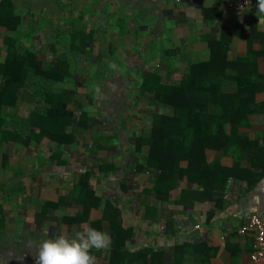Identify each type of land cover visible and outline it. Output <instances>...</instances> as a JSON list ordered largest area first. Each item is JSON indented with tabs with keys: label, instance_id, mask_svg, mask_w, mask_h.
<instances>
[{
	"label": "crops",
	"instance_id": "1",
	"mask_svg": "<svg viewBox=\"0 0 264 264\" xmlns=\"http://www.w3.org/2000/svg\"><path fill=\"white\" fill-rule=\"evenodd\" d=\"M78 1L71 0L87 7L91 14L89 19L93 20L86 31L94 33L97 30L99 35L105 30L104 25L109 23L110 32L125 37L122 40L124 46L144 58L136 66L125 65L128 72L124 73V79L137 84V91H140L146 72L158 70L164 81L175 82L178 75L184 72L187 61L208 60L210 43L219 40L228 42L229 59L246 56L248 46L253 51H261L254 61L256 70L264 75V15L257 13L256 0L252 1L251 8L241 12L227 8L224 0ZM11 2L24 22L20 29L25 32L24 37L35 34L33 38L39 39L38 46L34 43L26 46L44 52L47 43L42 38L48 36L44 31L51 29V19L57 17L59 8L56 7V0ZM82 17L78 12L75 17L67 18V22L70 19L72 22L75 19L79 21ZM4 31H0V45ZM91 42L88 52L92 50ZM49 55L51 58V54L45 58L48 59ZM90 65L96 66L94 61ZM72 77L67 80L69 83L78 82ZM81 88L78 86L76 90L78 95L87 90H79ZM223 88L232 91L235 84L225 81ZM98 94L95 100L90 98L91 111L87 113L95 118L97 112L102 114L104 103ZM254 98L256 102L264 103V90L256 92ZM136 99L131 110L139 111L140 115L135 111V114H130L131 120L124 123L117 114L112 115L110 110H105L102 117L109 113L112 120H116L115 127H98V131L84 128L82 133L74 134L75 141L69 145L59 144L46 135L39 140L32 136L28 143L25 139L32 134L15 137L8 134L6 139L0 140V264H35V249L40 242L60 234L74 236L88 227L87 222H83L72 226L68 232L70 226L63 223V215L75 214L80 206H64L60 200L70 194L80 176L89 168H93L89 184L100 198V203L90 209L88 219H101L106 201L118 207L122 226L132 229V236L127 241L130 251L143 247L163 250L161 256L153 258L152 264H249L253 237L250 233H238V229L244 225L249 214L264 215V169L259 173L261 169L258 167L261 162L264 163V152L262 157L255 153L260 148L264 150V107L249 116L247 126L237 128L240 136L253 143L254 157L242 153L243 147L240 146L237 153L244 157L239 159L222 150L207 149V162H218L219 166L228 169L236 164L239 167L227 177L224 188L214 191L208 199L187 207L177 202L182 191L191 187L185 177L178 181L167 199L159 200L145 192L153 188L156 173L150 169H133L132 157L138 162L141 152L144 154L146 150L144 147L141 152L136 151L134 138L143 131V122L149 123V118H146L147 104L145 107L138 106V102L147 103L146 98L139 92ZM123 101L126 105L125 99ZM75 104L76 101L70 103L68 108L75 112ZM33 107V103L19 101L15 107L3 108L0 115L5 121L3 128L10 131L16 126L23 130L17 119L25 118ZM148 108L153 109V106ZM159 111L172 113L165 108ZM100 128L102 131H99ZM227 128L230 130L231 124ZM34 130L38 132L37 128ZM99 136L103 140L96 142L103 147L92 154L91 144ZM100 163L107 165L97 168ZM181 165L185 166L186 162L182 161ZM240 169L248 170L242 172ZM47 202L60 204L48 206ZM147 205L151 210H146ZM169 215L176 223L172 234L164 233L163 227V218ZM102 230L108 233L106 222ZM181 244L188 245L191 251L174 254L172 247ZM107 263L108 255L102 249L96 256V264Z\"/></svg>",
	"mask_w": 264,
	"mask_h": 264
},
{
	"label": "trees",
	"instance_id": "2",
	"mask_svg": "<svg viewBox=\"0 0 264 264\" xmlns=\"http://www.w3.org/2000/svg\"><path fill=\"white\" fill-rule=\"evenodd\" d=\"M23 23L11 0H0V27L5 29L0 45V115L3 108L15 107L19 101L34 104L25 118L17 119L23 130L16 126L14 130H5V121L0 117V140L6 139L8 134L14 137L32 134L25 139L28 143L32 136L39 140L46 135L59 144L69 145L75 141L74 134L82 133L84 128L98 131V127H115L116 120H112L109 113L101 118L88 116L84 110L75 114L68 108L75 101L74 90L65 89L64 84H60L70 81L73 76L68 54L89 53L90 32L76 26L63 42L65 45L58 47V43L47 42V49L41 52L21 42L25 33L20 30ZM227 52V41L210 43L208 60L187 61L184 72L173 83L164 81L158 70L143 75L139 89L146 98V115L150 121L149 126L134 138V149L141 152L145 147L146 150L144 154L141 152L138 162L132 157V164L136 171L150 169L156 173L153 188L145 191L149 196L153 194L155 199H167L178 181L185 177L191 187L182 191L177 202L191 207L196 201L206 200L214 191L224 188L227 177L239 167L236 164L228 169L219 166L218 162H207V149L222 150L239 159L244 157L237 153L240 146L243 147L242 153L254 157L253 143L240 136L237 128L247 126L249 116L264 107V103L256 102L254 98L256 92L264 90V75L256 70L254 61L261 51H253L248 46L246 56L234 59H229ZM48 54L51 58L46 59ZM92 72L95 76L96 73ZM225 81L234 83L235 89L225 90ZM160 108L170 109L172 113H161ZM228 124H231L230 130ZM34 128L38 129L37 133ZM96 138L90 147L92 154L103 147L96 142L103 138ZM263 152L260 148L255 153L262 157ZM182 161L186 162L185 166L181 165ZM106 165L100 163L97 168ZM258 167L261 173L264 163ZM240 170L245 172L248 169ZM91 174L93 168L80 176L69 195L61 197L64 206H80L75 214L63 215V223L70 226L68 232L72 226L83 222L102 230L106 222L111 237L110 246L103 249L108 255L107 264H152L153 258L161 256L164 251L151 247L130 251L127 241L132 236V229L122 226L118 207L106 201L102 218L89 221L90 209L100 203L89 184ZM60 202H47V205L55 206ZM146 210L151 208L147 205ZM175 225L172 216H164V233H174ZM172 250L174 254L191 251L185 244L174 245ZM101 251L93 249V254L98 257Z\"/></svg>",
	"mask_w": 264,
	"mask_h": 264
},
{
	"label": "rangeland",
	"instance_id": "3",
	"mask_svg": "<svg viewBox=\"0 0 264 264\" xmlns=\"http://www.w3.org/2000/svg\"><path fill=\"white\" fill-rule=\"evenodd\" d=\"M77 2L79 3L78 0ZM78 3H72L71 0H56V7L59 8L56 12L57 17L51 19V29L48 28L49 30L44 31L46 34H48L46 38H42L44 41H46L45 43L54 42L58 43V47H61L64 44L63 42L67 41V36L72 31V28L75 24V26H80L83 30H88L89 26H92L93 20L89 19L91 14L88 8L85 6H80L82 3ZM78 12H80V14L83 16L81 20L76 21L75 19L74 22H67V18L75 17ZM58 14L62 16H58ZM41 15H43V13ZM51 17L53 16L51 15ZM98 23L100 24L101 22L98 21ZM93 27L97 26L94 25ZM110 27L111 25H109V23L105 24L103 27L105 30L100 32L101 35L97 34V30L94 33H90L93 44L90 48L92 50L88 54H84L83 52L68 54L67 58L70 63V69L74 78H76L78 82H65L64 88H75V91L78 89V86H82V88L79 89L82 91H85V88H87L86 92L82 95H78L76 91L77 99L75 101L77 106L74 113L77 115L82 110H84L86 114L90 112V98L95 100V98H97V94L99 93V98L101 97L102 101H104V103H102L103 110H101V113L105 114V110H110L112 115L117 114L119 118L122 119L124 123H126L128 120H131L130 114H135V111L137 115H140L139 111L135 109L131 110L135 100H137L136 96L140 91H137V84H134V82L133 84L129 83L131 81L128 82L124 79V73L128 72L125 69V65L131 67L136 66L138 62H143L144 58L140 55L137 56L134 52L130 51L128 46H124V41L122 42V40H124L125 37L112 34L109 29ZM0 31L3 32V28H1ZM40 33L42 34L43 30H41ZM102 33L104 34L102 35ZM33 35L35 34H30L29 37H26L27 39L25 37L21 38V42L25 45H28L29 43L33 45L34 43L36 44L35 46H38L39 39L37 37L34 39ZM147 57L150 59L149 54ZM48 58H50V55ZM138 59L140 60L138 61ZM92 61H94L96 65L95 67L90 65V62ZM92 71L96 73V76H92ZM101 72L102 74H100ZM131 72H133V70ZM97 75L101 76L98 77ZM105 92L106 94L104 95ZM124 99L126 105L123 103ZM146 104V102H138V106L145 107ZM164 112L168 111L165 110ZM102 114L97 112L95 115L96 117L101 118ZM148 121L150 120L148 119ZM143 123V128H147L149 126L147 121Z\"/></svg>",
	"mask_w": 264,
	"mask_h": 264
},
{
	"label": "clouds",
	"instance_id": "4",
	"mask_svg": "<svg viewBox=\"0 0 264 264\" xmlns=\"http://www.w3.org/2000/svg\"><path fill=\"white\" fill-rule=\"evenodd\" d=\"M256 9L264 15V0H256ZM110 243L106 231L88 226L74 236L60 234L40 242L35 249V264H96L93 249H107Z\"/></svg>",
	"mask_w": 264,
	"mask_h": 264
},
{
	"label": "built area",
	"instance_id": "5",
	"mask_svg": "<svg viewBox=\"0 0 264 264\" xmlns=\"http://www.w3.org/2000/svg\"><path fill=\"white\" fill-rule=\"evenodd\" d=\"M252 1L247 0H224L227 8L237 12L249 9ZM197 228V227H196ZM238 233H250L253 237L252 250L249 256V264H264V215L251 213L246 217V221Z\"/></svg>",
	"mask_w": 264,
	"mask_h": 264
}]
</instances>
